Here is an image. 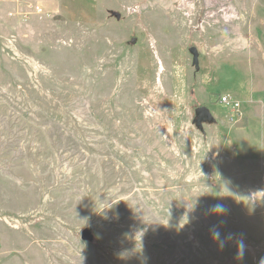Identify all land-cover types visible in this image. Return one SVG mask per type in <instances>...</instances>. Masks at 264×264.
I'll use <instances>...</instances> for the list:
<instances>
[{"label":"rangeland","instance_id":"1","mask_svg":"<svg viewBox=\"0 0 264 264\" xmlns=\"http://www.w3.org/2000/svg\"><path fill=\"white\" fill-rule=\"evenodd\" d=\"M0 264H264V0H0Z\"/></svg>","mask_w":264,"mask_h":264},{"label":"water","instance_id":"2","mask_svg":"<svg viewBox=\"0 0 264 264\" xmlns=\"http://www.w3.org/2000/svg\"><path fill=\"white\" fill-rule=\"evenodd\" d=\"M115 18L119 19V15L118 14H114ZM190 53L193 56V62L197 63L198 57H197V52L194 48L190 49ZM194 116L196 119V126L197 127H201V124L204 120H210L212 118L209 110L206 107H198L195 111H194ZM81 239L83 241H88L90 240V231L88 229H84L81 233Z\"/></svg>","mask_w":264,"mask_h":264},{"label":"clouds","instance_id":"3","mask_svg":"<svg viewBox=\"0 0 264 264\" xmlns=\"http://www.w3.org/2000/svg\"><path fill=\"white\" fill-rule=\"evenodd\" d=\"M214 209H215V210L223 211V206H222V205H215V206H214ZM212 238H213L215 241H219V240H220V233H219V231H213V232H212Z\"/></svg>","mask_w":264,"mask_h":264},{"label":"built area","instance_id":"4","mask_svg":"<svg viewBox=\"0 0 264 264\" xmlns=\"http://www.w3.org/2000/svg\"><path fill=\"white\" fill-rule=\"evenodd\" d=\"M221 102L226 104L227 106H229L233 110L239 108V104L238 103L231 102V101L227 100V98H222Z\"/></svg>","mask_w":264,"mask_h":264},{"label":"crops","instance_id":"5","mask_svg":"<svg viewBox=\"0 0 264 264\" xmlns=\"http://www.w3.org/2000/svg\"><path fill=\"white\" fill-rule=\"evenodd\" d=\"M209 112H210V111H209ZM210 114H211V116H212V113H211V112H210ZM212 118H213V116H212ZM212 118H211V119H212Z\"/></svg>","mask_w":264,"mask_h":264}]
</instances>
